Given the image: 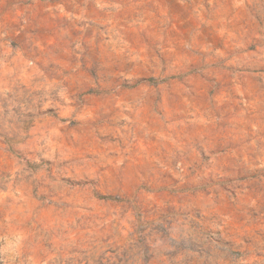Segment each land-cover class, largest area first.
Instances as JSON below:
<instances>
[{"label":"rangeland","instance_id":"374dc122","mask_svg":"<svg viewBox=\"0 0 264 264\" xmlns=\"http://www.w3.org/2000/svg\"><path fill=\"white\" fill-rule=\"evenodd\" d=\"M0 264H264V0H0Z\"/></svg>","mask_w":264,"mask_h":264}]
</instances>
